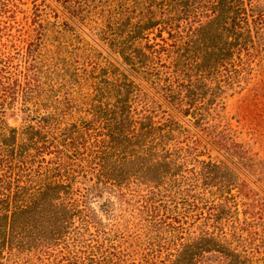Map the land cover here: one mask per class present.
Listing matches in <instances>:
<instances>
[{
  "label": "trees",
  "instance_id": "16d2710c",
  "mask_svg": "<svg viewBox=\"0 0 264 264\" xmlns=\"http://www.w3.org/2000/svg\"><path fill=\"white\" fill-rule=\"evenodd\" d=\"M129 6L139 10L141 17L137 21L131 22L128 8L120 4L114 13L108 11L110 24L99 28L98 35L133 70L154 83L160 74L155 65L160 58L157 54L162 53L161 44L138 47L136 42L149 41L145 32L154 27L167 31L174 38L171 45L174 50L169 65L160 67H173V73L161 80L167 85L162 84L158 90L169 99L173 109L175 106L185 116L191 115L195 125L203 123L209 114L202 112L205 103L199 98L202 93L213 95L208 77L229 65L245 70L256 52L264 50V0H129ZM182 19L192 25L186 36L175 29V22ZM162 48L166 51L165 46ZM166 53L170 51L167 49ZM186 74H190L189 83L179 81ZM125 79L121 84L106 80V88H96L101 100L99 106L91 109L95 119L83 121L82 128L76 127L66 140L69 153L59 151L55 166H34L44 150L41 133L49 128L46 119H40L36 127H24L21 132L13 129L9 138L0 141V264H119L121 259L116 252H110L111 245L104 246L94 239L89 246L84 239L91 227L102 225L87 202L90 197L104 193L108 198L100 209L105 214L111 212L115 217L114 204L134 209L137 222L131 227L141 241L133 254L145 258L165 253L193 262L216 249L227 257V264H238L233 260L236 254L222 242L225 236L223 239L203 231L199 236L186 238L183 235L187 228L180 221H170V217L162 218L159 214L160 208L170 203L180 204L184 209L182 216L176 214L173 218H201L205 204L186 191L194 189L192 182L201 174L194 175L188 169L184 148L178 146L176 134L187 130L171 113L165 122L154 121L148 114L149 106L146 115L137 116L129 100L136 86ZM174 82L177 90L184 89L179 91L181 94L173 90ZM23 90L24 87L19 92ZM106 99L109 101L103 103ZM87 138L93 140L82 152L79 148L83 143L79 141ZM65 159L75 162L68 163ZM203 165L211 171L223 169L211 162ZM211 171L202 173L204 184H209L206 181ZM76 174L90 175L92 185L82 188V192L76 186ZM213 179L212 176L210 180ZM206 214L214 228H220V220H228L223 205L209 207ZM100 231L103 237L108 235Z\"/></svg>",
  "mask_w": 264,
  "mask_h": 264
},
{
  "label": "rangeland",
  "instance_id": "374dc122",
  "mask_svg": "<svg viewBox=\"0 0 264 264\" xmlns=\"http://www.w3.org/2000/svg\"><path fill=\"white\" fill-rule=\"evenodd\" d=\"M120 4L128 8L131 22L141 17L137 7L129 6V0H0V141L9 138L13 129L21 132L24 127H36L40 119H46L45 125L49 128L41 133L44 150L34 166H55L61 155L59 151L69 153L66 140L76 127L82 128L83 121L95 119L91 109L99 106L101 100L96 88H106V80L121 84L126 77L136 86L129 100L137 116L146 115L145 109L149 106L151 113L148 114L154 121L165 122L171 113L187 130L176 134L178 146L184 148L188 169L194 175L201 174L192 182L194 189H186L189 196L200 198L205 204L201 218H173L176 214L182 216L184 209L180 204L170 203H165L159 214L162 218L170 217V221H180L187 228L183 235L186 238L199 236L203 231L223 239L225 236L222 242L236 254L233 260L238 264H264V50L256 52L245 70L229 65L208 77L213 95L202 93L199 98L205 103L202 112L209 114L203 123L195 125L191 115L185 116L175 106L173 109L169 99L158 90L162 84L167 85L161 80L173 73V67H160L169 65L174 50L171 46L174 38L167 31L154 27L145 32L149 41L136 42L138 47L146 43L161 44L162 53L157 54L160 58L155 65L160 74L154 83L133 70L116 49L98 35L99 28L110 24L108 11L114 13ZM175 25L184 36L192 26L184 19L176 21ZM236 70L239 72L235 73ZM188 75L181 76L179 81L189 83ZM22 87L24 90L20 93ZM172 87L176 93L184 90H177L176 82ZM164 110L168 113H163ZM89 134L94 133L89 131ZM92 140H80L83 145L79 150L84 152ZM208 162L223 169L211 171L203 165ZM209 171L206 181L209 184H204L202 173ZM212 176L214 179L210 180ZM90 178V175L76 174V186L83 192L82 188L92 185L94 180ZM107 198L106 193L89 198L87 207L102 225L91 227L84 239L89 246L94 244V239L104 246L111 245L110 252H116L121 259L119 264H227V257L216 249L193 262L165 253L145 258L133 254L141 241L136 229L131 227L137 222L134 209L126 204H114L115 217L111 212L107 215L100 209ZM216 205H223L228 214V220H220L223 224H218L220 228L212 227V221L206 219L208 208ZM99 230L108 235L103 237ZM104 238L108 239L104 241Z\"/></svg>",
  "mask_w": 264,
  "mask_h": 264
}]
</instances>
